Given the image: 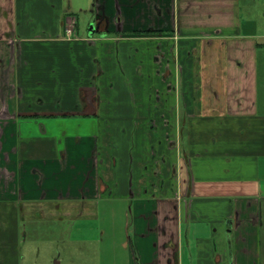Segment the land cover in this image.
I'll return each mask as SVG.
<instances>
[{"label": "crops", "instance_id": "crops-1", "mask_svg": "<svg viewBox=\"0 0 264 264\" xmlns=\"http://www.w3.org/2000/svg\"><path fill=\"white\" fill-rule=\"evenodd\" d=\"M262 51L264 0H0V264L114 200L127 264H264Z\"/></svg>", "mask_w": 264, "mask_h": 264}, {"label": "rangeland", "instance_id": "rangeland-1", "mask_svg": "<svg viewBox=\"0 0 264 264\" xmlns=\"http://www.w3.org/2000/svg\"><path fill=\"white\" fill-rule=\"evenodd\" d=\"M260 62L259 84L264 93V51ZM95 205L98 211L102 205L98 217L62 216L49 205L39 215L38 205L31 207L36 208L31 215L18 219L20 264H127L128 235L132 236L126 222L128 201Z\"/></svg>", "mask_w": 264, "mask_h": 264}, {"label": "built area", "instance_id": "built-area-1", "mask_svg": "<svg viewBox=\"0 0 264 264\" xmlns=\"http://www.w3.org/2000/svg\"><path fill=\"white\" fill-rule=\"evenodd\" d=\"M67 35H71L73 33L72 26L70 25L68 28H66Z\"/></svg>", "mask_w": 264, "mask_h": 264}]
</instances>
